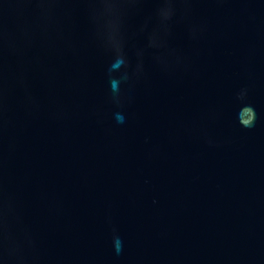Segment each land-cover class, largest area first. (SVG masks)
Here are the masks:
<instances>
[{"label":"water","instance_id":"1","mask_svg":"<svg viewBox=\"0 0 264 264\" xmlns=\"http://www.w3.org/2000/svg\"><path fill=\"white\" fill-rule=\"evenodd\" d=\"M0 264H264V0H0Z\"/></svg>","mask_w":264,"mask_h":264}]
</instances>
